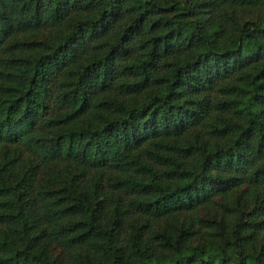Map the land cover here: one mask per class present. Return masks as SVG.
I'll return each mask as SVG.
<instances>
[{"label":"trees","instance_id":"trees-1","mask_svg":"<svg viewBox=\"0 0 264 264\" xmlns=\"http://www.w3.org/2000/svg\"><path fill=\"white\" fill-rule=\"evenodd\" d=\"M0 264H264V0H0Z\"/></svg>","mask_w":264,"mask_h":264},{"label":"rangeland","instance_id":"rangeland-1","mask_svg":"<svg viewBox=\"0 0 264 264\" xmlns=\"http://www.w3.org/2000/svg\"><path fill=\"white\" fill-rule=\"evenodd\" d=\"M58 260H60V259L58 258Z\"/></svg>","mask_w":264,"mask_h":264}]
</instances>
